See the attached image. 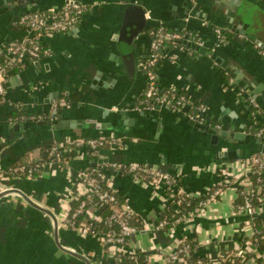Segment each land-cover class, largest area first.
Listing matches in <instances>:
<instances>
[{
	"label": "crops",
	"instance_id": "obj_1",
	"mask_svg": "<svg viewBox=\"0 0 264 264\" xmlns=\"http://www.w3.org/2000/svg\"><path fill=\"white\" fill-rule=\"evenodd\" d=\"M67 1L0 0V45L19 40L21 33L14 21L21 14L61 6ZM74 1L88 9L80 25L68 33L46 36L43 43L52 57L28 63L5 85L8 104L0 105V169L42 162L43 150L66 140L116 137L123 140L124 147L115 152L103 149L93 158L81 155L66 167L44 168L33 181H2L0 191L2 186L20 190L63 225L72 202L83 194L80 170L115 161L160 168L181 180L187 193L204 197L220 186L223 194L191 221L173 226L170 231L156 232V223L172 207L171 190L164 186L156 190L133 175L108 172L109 183L121 199L130 203L137 221L149 226L133 241L142 255L139 264H169V255L183 241L194 244L195 253L190 258L193 262L203 259L224 264L228 254L241 244L247 251L244 264H264V239L254 237L253 227L237 211L243 202L240 203L236 184L241 181L240 161L264 152V141L250 134L254 129L249 112L238 96L242 88L258 101L259 123L264 125V58L255 47L258 42L264 45V3L241 1L236 14L249 8V20L240 21L248 32L235 33L221 51L223 61L234 65L242 75L237 80L234 72L210 58L209 51L217 48L212 27H222L218 24L222 15L216 12L215 3L225 13L230 5L238 6L240 0ZM197 2L200 12L194 10ZM129 7H141L147 22L132 52L130 40L124 35V25L131 23L134 28L135 23L126 18ZM159 25L173 32L197 33L204 45L200 47L203 51L197 53L182 43L190 52L173 51L175 62L162 58L156 69L157 86L204 104L222 131L233 135L235 143L222 138L213 143L209 127L191 124L182 113L164 107L152 111L139 108L148 87L139 67L149 54L151 33ZM118 49L124 50L123 56ZM130 56H134L135 63L131 68L125 65ZM72 95H77L76 100L62 105L57 116L66 123L65 128L39 124L58 120L52 121L49 116L52 104ZM16 105L43 120L11 122L12 115L19 113L14 109ZM239 135L243 136L241 140L235 138ZM228 152L238 158L229 160ZM259 217L264 223V204ZM54 232L53 219L20 195L0 199V264H85L59 249ZM58 235L63 249L81 254L93 264L104 263L105 247L97 237L62 226Z\"/></svg>",
	"mask_w": 264,
	"mask_h": 264
},
{
	"label": "built area",
	"instance_id": "obj_2",
	"mask_svg": "<svg viewBox=\"0 0 264 264\" xmlns=\"http://www.w3.org/2000/svg\"><path fill=\"white\" fill-rule=\"evenodd\" d=\"M255 1L264 3V0ZM87 10V7L78 5L73 0H68L61 6L23 13L14 21V26L21 33L19 40L0 45V105L8 104L5 85L15 73L14 70L20 72L25 69L28 63L34 64L52 57V52L44 45L43 39L48 35L64 34L77 28ZM212 28L216 37L217 48L228 46L231 43L232 38H227L221 27L213 26ZM151 35L149 54L140 64L148 82L143 101V103L148 104V107L144 109L152 111L158 107H164L182 113L195 124L222 131V126L215 123V119L204 104L195 103L190 97L175 90H160L156 84V69L162 58L168 57L175 62L177 57L173 55V51L190 52L182 44L187 41L197 47H203L202 37L192 31L173 32L168 30L165 25H159ZM165 43L170 45L166 46ZM255 47L264 58V46L258 42ZM238 96L243 99L249 112V118L254 129L250 134L264 141V125L259 123L260 105L258 101L248 96L242 88L238 89ZM64 104H66L64 99L52 104L49 113L52 121L57 119L60 107ZM14 109L19 113L24 111L21 105H16ZM25 120L40 122L43 118L41 116L20 117V121ZM10 121H14V118L11 117ZM123 144V140L116 137L66 140L62 144H55L49 148V154L52 158L49 163L39 162L28 168L20 165L5 170L0 169V182L11 179L33 181L42 174L44 168L50 166L66 167L70 160H75L81 155H94L103 149L115 152L123 148ZM2 146L0 143V149ZM239 167V171H241L238 181H241H236V184L239 197L242 198L243 203L237 206V211L247 218L249 227H253L254 237L264 239V229L257 231L255 228V219L260 218L261 207L264 204V197H260L263 182L260 177L264 174V152L241 160ZM104 169L107 171L84 169L78 172L83 194L74 201H80V204L76 209H72L70 206L64 224L59 225V228L62 226L65 229H72L84 236L93 235L97 237L105 247L103 264H139L142 255L134 246L133 241L142 231L149 230V226L146 224L142 223L140 226L135 223L137 219L132 206L128 201L120 200V196L108 181V172L112 171L116 175H133L137 181L149 184L156 190L161 186L171 190L170 202L179 217L171 225L165 219L158 221L154 227L156 232L170 231L173 226L191 221L199 216L204 208L218 201L223 194V187L219 186L204 197L201 196L206 200L200 203L199 208L193 214L187 215L181 208L183 204L181 195L183 194L190 199L200 196L183 190L182 181L177 177L162 171L160 168L143 167L136 163L126 165L117 161L109 162L104 165ZM255 175L257 178L254 182L252 179ZM10 189L12 188L2 186L0 193ZM256 202L258 203L256 204ZM107 208L110 215L103 218L102 211ZM83 214H86L96 223L103 224L104 228H94L93 225L88 224L86 219L81 225H78L77 219ZM238 246L233 253L228 254L224 264H244L247 251L245 246L241 244ZM194 253L195 248L189 242L183 241L169 255L168 263L211 264L203 259L191 261L190 258L193 257ZM145 260L147 259L145 258ZM125 261H129V263H125Z\"/></svg>",
	"mask_w": 264,
	"mask_h": 264
},
{
	"label": "water",
	"instance_id": "obj_3",
	"mask_svg": "<svg viewBox=\"0 0 264 264\" xmlns=\"http://www.w3.org/2000/svg\"><path fill=\"white\" fill-rule=\"evenodd\" d=\"M241 1L242 0H240L238 6L230 5L231 9L230 10H226L225 13H224V10L218 5L219 4L218 2L217 3L214 2V3L216 4V12L221 13V15H222V18L220 19L218 24L221 25L224 28H228V30L236 33L237 35H240V34L246 35L247 32H248V28L244 24H242L240 22L242 20V16L236 14L237 11H238V8L241 7ZM5 2L6 3L9 2V0H5ZM222 2H225V1H222ZM199 5H200V2H197V7H195V9H194L197 12L198 11L200 12ZM191 7L194 8L192 5H191ZM248 9L249 8L242 9V13L247 15L248 14V12H247ZM203 12H205V11L203 10ZM145 15H146V13L141 7H129V9L127 10L126 18L129 20V23H130V21L133 22V23L135 22L134 23V28H131V26H130L131 23L129 25L128 24L124 25V28H126V29H124V35H125V37L127 39L129 38V40H130V43H128L130 52H132L133 44H134L136 38L140 35V32H141L142 28L145 27L146 24H147V22L145 20ZM122 37H124V36H122ZM184 44L187 45L188 48L193 49L197 53L203 51L201 49L202 47L201 48L197 47V46L193 45L192 43H190L188 41L184 42ZM222 49H223V47H218L214 51H209L210 58L212 60H214L217 64H219L223 69H225L227 71L230 70V72H232V73L234 72L233 73V77H236V79L239 80L240 78H242V75H240V73L237 72V69H234L235 68L234 65H230L229 62L223 61L224 58L221 55L222 54V52H221ZM123 52H124V50L123 51L121 49L119 50V54L122 55V56H123ZM131 57H132V59H130ZM134 64H135L134 63V56L128 57L125 65L127 67L131 68V66H134ZM139 68H140V70H142V67H139ZM190 123L195 125V123L192 122V121ZM39 124L40 125H46V124L47 125H51L53 127V129H63V128L66 127V123L63 122L61 119H58V120H56L54 122H40ZM209 131L213 135L212 136V140H213V143H215V144L221 138L222 139H231V141L235 143V139H233V137H232L233 135H231L230 133H226L224 131H217L215 129H210ZM242 137H243L242 135H239V136H237L235 138L237 140H241ZM224 151H225V149L222 150V152H224ZM227 154H228V157H229L228 159L229 160H234V159L238 158L235 153L228 152ZM10 194L20 195L32 207L42 211L43 213L49 215L53 219V221H54V231H55L54 232V236H55V240H56V243H57V246L59 247V249H61L64 253H66V254L74 257V258H77L78 260L82 261L85 264H93L85 256H83L81 254H78V253H74L72 251L65 250V249L62 248V245H60V242H59V235H58L59 223H58V221L56 220V218L54 217V215L51 212L39 207L36 203L31 201V199H29L28 196L24 195V193H22L20 190H17V189H10V190L1 192L0 193V199L5 197V196H7V195H10Z\"/></svg>",
	"mask_w": 264,
	"mask_h": 264
},
{
	"label": "trees",
	"instance_id": "obj_4",
	"mask_svg": "<svg viewBox=\"0 0 264 264\" xmlns=\"http://www.w3.org/2000/svg\"><path fill=\"white\" fill-rule=\"evenodd\" d=\"M247 20H249V17L247 16ZM246 20V21H247ZM222 28V31H223V33H224V35L227 37V38H233V37H235V33H233V32H231V31H229V30H227L226 28H223V27H221ZM251 31L253 32V30L251 29ZM255 32H257V31H254V33ZM254 35H256V33L254 34ZM263 40H264V38H262ZM165 45L166 46H168V45H170V44H168V43H165ZM14 72L15 73H18V70H14ZM75 96H77V95H72V96H65L63 99L65 100V103H69V102H73V101H75L76 100V97ZM145 99V98H144ZM148 107V104L147 103H143L142 105H140L139 106V108L140 109H144V108H147ZM21 116H25V117H31V116H36V115H34V114H32V113H26V112H20V113H18V114H13L12 115V117L14 118V120H16V121H19L20 120V117ZM211 129V128H210ZM252 131H254V130H252ZM42 157H43V160H42V162L44 163H49V162H51V160H52V158L50 157V154H49V150H43V154H42ZM88 158H93L94 157V155H89V156H87ZM32 165H34V164H30V165H28V166H26V165H24L25 167H31ZM18 166H20V165H14V166H12V167H10V168H14V167H18ZM89 170H93V169H99V170H105L104 169V166H101V167H89L88 168ZM256 178H257V176L255 175L254 177H253V181L255 182L256 181ZM262 180H263V182H262V184H261V186H262V193H261V195H260V197H264V174L263 175H261V177H260ZM213 191V190H212ZM181 197H182V199H183V204H182V211L185 213V214H187V215H190V214H193L198 208H199V205H200V203L202 202V201H204V200H206L205 198H203V197H197V198H192V199H190V198H187L185 195H181ZM120 198V197H119ZM120 200L121 201H123L121 198H120ZM240 200V203L241 202H243V200H242V198L241 199H239ZM258 202H256V204H257ZM79 204H80V201H74L73 203H72V209H76L78 206H79ZM242 204V203H241ZM110 215V213H109V210H108V208L107 209H103V211H102V216H103V218H107L108 216ZM178 217H179V215L175 212V210L173 209V207H171L170 209H169V211H168V213L167 214H165V215H163L160 219H159V221H162V220H166L170 225L171 224H174V222L178 219ZM87 220L88 221V224H91V225H93V227L94 228H97V227H100V228H104V226H103V224H98V223H96L95 221H93V220H91L86 214H83V215H81V216H79V218L77 219V224L78 225H81L82 223H83V221L84 220ZM262 219H260V218H257V219H255V228H256V230L257 231H262L263 229H264V223L261 221ZM137 225H140L141 226V224L136 220V222H135ZM189 244L192 246V247H194V244H191L190 242H189ZM142 258V257H141ZM193 261H194V259H192ZM140 261H141V259H140ZM125 263H129V261H125Z\"/></svg>",
	"mask_w": 264,
	"mask_h": 264
},
{
	"label": "rangeland",
	"instance_id": "obj_5",
	"mask_svg": "<svg viewBox=\"0 0 264 264\" xmlns=\"http://www.w3.org/2000/svg\"><path fill=\"white\" fill-rule=\"evenodd\" d=\"M241 16H242V18L244 19V20H247V16H246V14H243L242 13V11H241V14H240ZM250 31V30H249Z\"/></svg>",
	"mask_w": 264,
	"mask_h": 264
}]
</instances>
